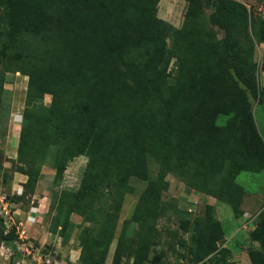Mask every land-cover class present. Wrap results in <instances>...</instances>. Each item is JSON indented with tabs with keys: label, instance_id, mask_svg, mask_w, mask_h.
<instances>
[{
	"label": "trees",
	"instance_id": "trees-1",
	"mask_svg": "<svg viewBox=\"0 0 264 264\" xmlns=\"http://www.w3.org/2000/svg\"><path fill=\"white\" fill-rule=\"evenodd\" d=\"M185 1L182 24L174 28L156 17L158 0H0V92L6 74L27 78L18 158L44 157L54 147V180L69 159L88 158L79 188L62 193L59 203L67 217L75 213L98 226L95 233L82 231L80 264H103L129 178L146 182L131 215L140 247L151 232L143 219L157 217L167 173L228 205L238 218L243 189L235 178L264 171V141L247 100L248 93L264 102V87L246 71L234 33L249 26L247 15L229 0L214 1L208 18L221 34L219 45L202 32L200 1ZM173 55L179 75L167 84ZM45 94L51 97L47 107L41 105ZM219 116L227 118L219 123ZM149 162L157 166L153 179ZM17 171L32 190L39 169ZM205 210L207 217L197 220L207 232L197 231L195 260L216 251L221 257L215 263L234 264L226 261L229 248L217 244L224 230L212 220L214 209ZM125 227L112 264L119 262ZM248 240L258 245L246 249L249 264H264V205ZM12 241L11 231L0 227V243L19 259Z\"/></svg>",
	"mask_w": 264,
	"mask_h": 264
},
{
	"label": "rangeland",
	"instance_id": "rangeland-1",
	"mask_svg": "<svg viewBox=\"0 0 264 264\" xmlns=\"http://www.w3.org/2000/svg\"><path fill=\"white\" fill-rule=\"evenodd\" d=\"M199 1L202 12L200 19L202 32H208L212 40L220 45L221 34L210 25L208 18L215 0ZM229 1L240 6L247 15L249 26L244 30H236L234 33L242 49V62L245 64V69L254 77L258 88L262 89L264 87L262 70L264 0ZM186 7L185 0H158L156 17L174 28H180ZM165 45L167 49L172 48L170 37L165 39ZM179 67V57L173 55L164 73L167 84L175 82L179 75ZM26 83L25 76L19 73H8L4 76V84L0 92V197L3 198L0 202V218L2 228L6 232L11 231L13 240L11 245L20 254L19 259L11 257V247L6 244L0 243V252L4 254L5 262L8 264H20V258H27L26 256L33 257V264H42L45 260L49 261V264H80L79 240L82 237V231L94 229L95 233L98 226L84 222L75 213L67 217L66 206H59V203L62 193H73L79 188L88 158L80 154L66 161L64 171L57 180H54L53 165L56 150L54 147H50L44 157H31L26 160L25 155L18 158L17 148L20 120L25 104ZM259 99H262V95H259ZM247 100L259 134L264 141V102H258L248 93ZM50 103L51 97L43 95L41 105L47 107ZM224 118L227 116L220 117L218 122L221 123ZM23 160L27 164H24ZM27 166L39 169L38 180L32 190L22 185L26 177L17 171ZM149 170L150 178L153 179L156 176L157 166L149 162ZM22 176L23 183H20ZM165 180L168 182V188L160 195L161 203L157 217L147 215L143 219V223L151 229L147 238H151L152 241L143 238V243L149 242L146 246L140 239L141 243L138 247L135 238L139 226L137 222L131 220V215L136 209L138 198L146 182L135 177L128 179L130 188L123 196L116 213L113 239L106 250L103 264H112L113 251L123 223H126V227L120 243L118 264H133L135 259H139L140 264H181V262H188L187 260L191 261L189 262L191 264H217L215 259L221 257L220 252L215 251L197 260L193 253L194 240L200 238V234L206 235L207 232L205 223L197 220L207 217L205 201L197 196L200 193L187 189L176 174L167 173ZM235 183L243 189L239 206L240 210L245 211L243 216H239L243 218L241 221L244 220L239 225L243 234L239 235L235 230L233 234H229L227 243L224 236L221 237L217 244L224 248H229L226 245L234 247L243 244L242 237L246 236L245 229L248 230L255 224L257 214L264 205L263 172L258 174L242 172L235 178ZM212 208L214 209L212 220L214 218L218 220L225 232L233 219L239 218L233 217L230 207L226 204L218 203L217 211L214 207ZM226 226H228L227 229ZM198 230L201 231L200 234H197ZM234 234L236 237L233 236ZM232 257L229 252L226 261L231 262ZM244 263L240 259L236 264Z\"/></svg>",
	"mask_w": 264,
	"mask_h": 264
},
{
	"label": "crops",
	"instance_id": "crops-1",
	"mask_svg": "<svg viewBox=\"0 0 264 264\" xmlns=\"http://www.w3.org/2000/svg\"><path fill=\"white\" fill-rule=\"evenodd\" d=\"M262 172L264 173V171H262ZM20 183H23V176H22V178L20 177ZM197 196H200L205 201L204 203L206 205H210V206L214 207L215 210L217 211V209H218L217 205L220 202L216 201L214 198H212L210 196H207V195H204V194H201V193L198 194ZM241 210H242V213H243L242 216H243L245 211L243 212V209H241ZM238 219H239V221H237ZM238 219H233V221L231 222L232 224L228 225L229 229L226 230V232L223 229L224 230V238L226 239V243H227V239L229 238L228 237L229 234L230 233L233 234L235 230L238 231L239 235L243 234V231H242V229L240 230V226L239 225H240L241 222H244V220L241 221L243 219L242 217L241 218L239 217ZM228 226H226V229H227ZM233 226H234V228H233ZM253 226L250 229H248V230L245 229L246 236L242 237V239L244 240L243 244H240V245L238 244L237 246H234V247H230V246L226 245L227 247H229V249L231 248L230 251H231V254L233 256L231 261H233L235 264L237 262H239L240 259H241L242 262H245L244 264H249L248 259H247V255H246V249L248 247L257 248V246H258L257 243L250 242L248 240V238H247L248 232L251 231V229H253ZM232 228H233V231L231 232ZM233 236L236 237V234H234ZM231 240L233 241V237H231ZM21 256H24V255L21 254ZM24 258L23 257L20 258V264H29ZM32 259H33V257L30 256L31 262H32ZM0 264H8L7 262H5V256H4V254H1V252H0ZM17 264H19V263H17Z\"/></svg>",
	"mask_w": 264,
	"mask_h": 264
},
{
	"label": "built area",
	"instance_id": "built-area-1",
	"mask_svg": "<svg viewBox=\"0 0 264 264\" xmlns=\"http://www.w3.org/2000/svg\"><path fill=\"white\" fill-rule=\"evenodd\" d=\"M3 201V198L2 197H0V202H2ZM34 259H32V261H33ZM42 264H49V261H47V260H45ZM181 264H191V263H189V262H181Z\"/></svg>",
	"mask_w": 264,
	"mask_h": 264
},
{
	"label": "water",
	"instance_id": "water-1",
	"mask_svg": "<svg viewBox=\"0 0 264 264\" xmlns=\"http://www.w3.org/2000/svg\"><path fill=\"white\" fill-rule=\"evenodd\" d=\"M0 227L2 228L3 226H2V222L0 221Z\"/></svg>",
	"mask_w": 264,
	"mask_h": 264
},
{
	"label": "clouds",
	"instance_id": "clouds-1",
	"mask_svg": "<svg viewBox=\"0 0 264 264\" xmlns=\"http://www.w3.org/2000/svg\"><path fill=\"white\" fill-rule=\"evenodd\" d=\"M28 258V256H26ZM24 258V257H23ZM30 258V257H29ZM25 259V258H24ZM31 261V260H30Z\"/></svg>",
	"mask_w": 264,
	"mask_h": 264
}]
</instances>
